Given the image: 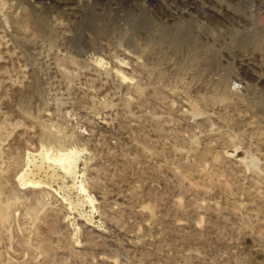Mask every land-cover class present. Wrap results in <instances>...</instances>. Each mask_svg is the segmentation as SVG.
Returning <instances> with one entry per match:
<instances>
[{"label":"rangeland","instance_id":"374dc122","mask_svg":"<svg viewBox=\"0 0 264 264\" xmlns=\"http://www.w3.org/2000/svg\"><path fill=\"white\" fill-rule=\"evenodd\" d=\"M0 264H264V0H0Z\"/></svg>","mask_w":264,"mask_h":264},{"label":"bare ground","instance_id":"6f19581e","mask_svg":"<svg viewBox=\"0 0 264 264\" xmlns=\"http://www.w3.org/2000/svg\"><path fill=\"white\" fill-rule=\"evenodd\" d=\"M35 158V157H34ZM40 158L42 162L52 163L54 165H58L66 174L75 175V167H76V156L74 151H69L63 154H55L51 155L47 151H44L40 154ZM19 180L23 185H35L38 186L41 182L29 180L27 177V173H21L19 176ZM80 191L84 192V187L82 185L79 186Z\"/></svg>","mask_w":264,"mask_h":264}]
</instances>
